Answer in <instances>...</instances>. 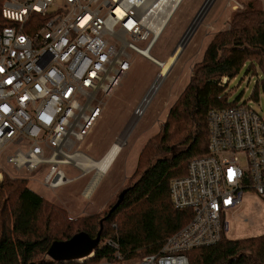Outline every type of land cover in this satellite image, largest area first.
Instances as JSON below:
<instances>
[{"label":"built area","instance_id":"2783aa9c","mask_svg":"<svg viewBox=\"0 0 264 264\" xmlns=\"http://www.w3.org/2000/svg\"><path fill=\"white\" fill-rule=\"evenodd\" d=\"M175 1L160 24L159 0H0V163L29 174L45 165L41 183L51 191L81 177L66 178L61 166L81 167L77 144L132 68V56L159 66L150 51ZM207 121V153L191 159L168 189L172 207L192 211L188 224L157 254L126 258L108 240L112 256L95 261L93 251L77 264H188L189 250L225 236L246 193L264 204L263 117L243 101L210 111ZM3 176L0 167V182Z\"/></svg>","mask_w":264,"mask_h":264},{"label":"trees","instance_id":"16d2710c","mask_svg":"<svg viewBox=\"0 0 264 264\" xmlns=\"http://www.w3.org/2000/svg\"><path fill=\"white\" fill-rule=\"evenodd\" d=\"M225 29L216 32L194 64L189 81L170 105L156 134L143 144L123 201L110 213L71 218L28 188L27 180L6 175L0 182V264L55 263L46 254L53 242L69 240L83 232L100 244L94 260L112 256L110 241L126 258L159 253L164 242L192 217V211L171 206L169 184L186 175L187 163L207 153V115L236 104L229 101L226 82L240 69L257 76L251 98H264V10L259 0L242 3ZM121 190V191H122ZM188 264H264V234L245 239L225 236L212 246L191 249Z\"/></svg>","mask_w":264,"mask_h":264},{"label":"rangeland","instance_id":"374dc122","mask_svg":"<svg viewBox=\"0 0 264 264\" xmlns=\"http://www.w3.org/2000/svg\"><path fill=\"white\" fill-rule=\"evenodd\" d=\"M205 1L181 0L154 43L150 55L161 62H167L168 66L160 79L158 78L159 85L156 91L149 89L157 79L159 66L153 65L142 56L133 55L132 68L120 80L110 97L103 99L102 114L96 125L85 140L77 144L85 157L94 161L100 160L130 119L127 135L122 136L124 143L120 153L110 168L101 174L99 184L95 187L97 189L92 186L91 191L88 190L96 171L94 169L87 171L81 167L61 166L66 178L82 176L55 191L47 189L41 183L48 170L45 165L29 174L25 170L15 171L2 160L0 167L4 175L11 179L27 180L29 188L41 197L53 201L57 207H64L71 217L97 213L102 209L108 210L107 207L116 202L118 193L127 185V179L134 172L143 144L157 133L170 105L189 81L194 64L202 58L204 49L213 35L225 29L231 14L242 10V3L246 2V0H210L208 2L209 10H212L210 14L207 15L208 10L203 17H196L199 11V15L206 11L208 4L205 8L203 6ZM201 6H203L202 10H200ZM144 45L145 43H140L139 48H143ZM259 74V71L257 76L247 74L246 68L240 69L232 79L229 81L226 79L225 92L229 101H236L239 104L243 101L248 102L264 119L263 95L259 94L255 99L251 98L255 82L258 77L261 78ZM137 109L139 114L132 117ZM107 198L109 200L106 202ZM240 206L236 216L227 219L229 229L224 234L225 237L231 240L263 235L264 204L261 199L255 194L246 193Z\"/></svg>","mask_w":264,"mask_h":264},{"label":"water","instance_id":"95a60500","mask_svg":"<svg viewBox=\"0 0 264 264\" xmlns=\"http://www.w3.org/2000/svg\"><path fill=\"white\" fill-rule=\"evenodd\" d=\"M210 0H206L203 3V6L206 8L207 5V9L204 13L200 14V11L197 13V16L203 17L204 14L210 9V3H208ZM203 6H201L200 10H202ZM195 17V18H196ZM194 18V19H195ZM181 45V43H180ZM165 63V61L163 62ZM162 76L161 73L158 74L157 79H155V82L151 85L150 87V91L154 90L156 91V89L158 88V78ZM158 83V84H157ZM157 87V88H156ZM154 91V92H155ZM145 99V97L143 98V100ZM142 100V102H143ZM142 104V103H141ZM140 104V105H141ZM141 111V110H140ZM139 114L138 109L135 110L132 114V117L136 116ZM132 117H130L132 119ZM129 121L128 120V124L124 127V129L120 132L119 136H126V130L128 128L129 125ZM100 179V177L96 180V181H91L90 184L95 188L96 185L98 184V180ZM125 193H126V189L120 191L118 193V197L116 202L113 204V206H111L110 209V213L114 212L116 210V207L123 201L124 197H125ZM102 230V226L100 227V231L95 235L94 238L90 237L89 235L83 233V232H79L74 234L71 238H69V240L66 241H60V242H53L47 249L46 254L47 257L55 262V263H61V262H75L78 259H86L89 257V255L91 253H93L94 250L97 249L98 245L100 244V233Z\"/></svg>","mask_w":264,"mask_h":264},{"label":"bare ground","instance_id":"6f19581e","mask_svg":"<svg viewBox=\"0 0 264 264\" xmlns=\"http://www.w3.org/2000/svg\"><path fill=\"white\" fill-rule=\"evenodd\" d=\"M159 1L161 3L160 9L162 11V14L158 19V21H159L158 23L164 24V21L168 18V15L170 14L172 8L174 7V5L177 1H175V0H159ZM163 29H162V31H163ZM161 32L158 35H160ZM159 66H162V70H161L162 73L168 67L167 62L163 63L161 61H159ZM123 143H124L123 138L116 140L114 143L111 144L109 149L105 152V154L101 157L100 160L94 161V160H92L88 157H85L83 155H79L75 159L77 160L78 165L81 166L82 168L86 169L88 167V168L94 169L96 171L95 176L92 179V181H96L97 178L100 177L102 173H105L110 168L111 164L115 161L116 156L120 153L119 151L121 150V148H122L121 146L123 145ZM67 157L74 158L73 155L67 156ZM91 187H92V185L89 186V188H88L89 191H91Z\"/></svg>","mask_w":264,"mask_h":264},{"label":"crops","instance_id":"0c3cea01","mask_svg":"<svg viewBox=\"0 0 264 264\" xmlns=\"http://www.w3.org/2000/svg\"><path fill=\"white\" fill-rule=\"evenodd\" d=\"M246 1H248V0H246ZM260 2H261V6H262V8H263V10H264V6H263V4H264V0H259ZM212 10H209L208 12H207V15H209L210 14V12H211ZM28 183V182H27ZM29 184V183H28ZM88 184V183H87ZM98 184H99V182H98ZM98 184L96 185V187L98 186ZM28 188H29V186H28ZM29 189H31V188H29ZM95 189H97V188H95ZM95 189L92 191L93 193H94V191H95ZM32 190V189H31ZM36 193V192H35ZM93 193H91V194H93ZM39 195V194H38ZM41 196V195H40ZM43 197V196H42ZM91 197H92V195H91ZM90 197V198H91ZM44 198V197H43ZM45 199V198H44ZM48 200V199H47ZM109 199L107 198V200H106V202L108 201ZM51 203H54L53 201H51V200H49ZM55 204V203H54ZM103 204H102V208H103ZM62 208V207H61ZM63 209L64 210H66L64 207H63ZM103 210V209H102ZM102 210L100 211V212H102ZM67 212H69L68 210H66ZM100 212H97V213H100ZM69 214V213H68ZM92 214H96V213H92ZM70 216V215H69ZM84 216H88V215H84ZM71 217V216H70ZM74 217H79V216H74ZM74 217H71V218H74Z\"/></svg>","mask_w":264,"mask_h":264}]
</instances>
